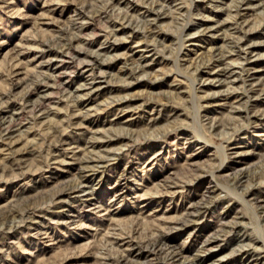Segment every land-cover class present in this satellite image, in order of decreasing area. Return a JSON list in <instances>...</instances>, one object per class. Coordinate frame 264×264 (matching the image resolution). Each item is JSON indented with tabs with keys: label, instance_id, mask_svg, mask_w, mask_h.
<instances>
[{
	"label": "rangeland",
	"instance_id": "rangeland-1",
	"mask_svg": "<svg viewBox=\"0 0 264 264\" xmlns=\"http://www.w3.org/2000/svg\"><path fill=\"white\" fill-rule=\"evenodd\" d=\"M0 264H264V0H0Z\"/></svg>",
	"mask_w": 264,
	"mask_h": 264
},
{
	"label": "bare ground",
	"instance_id": "bare-ground-1",
	"mask_svg": "<svg viewBox=\"0 0 264 264\" xmlns=\"http://www.w3.org/2000/svg\"><path fill=\"white\" fill-rule=\"evenodd\" d=\"M127 22V21H126ZM129 27V26H128ZM115 32V31H114ZM114 35V34H113ZM92 68V67H91ZM95 68V67H94ZM95 72V71H94ZM95 76V75H94Z\"/></svg>",
	"mask_w": 264,
	"mask_h": 264
}]
</instances>
